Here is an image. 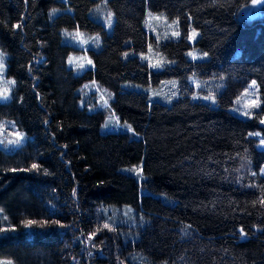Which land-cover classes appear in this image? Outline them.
Here are the masks:
<instances>
[{
  "label": "trees",
  "instance_id": "obj_1",
  "mask_svg": "<svg viewBox=\"0 0 264 264\" xmlns=\"http://www.w3.org/2000/svg\"><path fill=\"white\" fill-rule=\"evenodd\" d=\"M250 1L108 0L107 34L90 17L97 0H0V49L15 81L0 119L26 135L17 150L0 149V259L264 264V150L252 135L264 137V16H241ZM147 10L177 20L183 33L156 44L169 62L161 70L137 55L155 43ZM62 29L103 35L90 50L92 69L67 67ZM193 47L207 58L189 60ZM193 73L225 80L218 106L184 95L165 104L123 87ZM90 80L113 93L110 107L133 133H101L105 113L79 106ZM250 80L260 106L241 118L229 107ZM137 164L140 177L121 170ZM125 205L129 219L105 220Z\"/></svg>",
  "mask_w": 264,
  "mask_h": 264
},
{
  "label": "rangeland",
  "instance_id": "obj_2",
  "mask_svg": "<svg viewBox=\"0 0 264 264\" xmlns=\"http://www.w3.org/2000/svg\"><path fill=\"white\" fill-rule=\"evenodd\" d=\"M264 16V0H251L250 3L242 10L243 18L251 16ZM90 17L101 23L107 34L113 30L115 14L109 7L108 0H97L96 5L90 12ZM111 20L109 22V19ZM159 17V19H156ZM145 30L152 36L155 43L151 42L148 45L147 51L142 54H137L139 58L145 60L152 70H161L169 63L159 49L155 48L156 44L180 38L183 33L177 20L168 19L163 13L146 12V20L144 25ZM193 32L196 33L193 39ZM178 33V35H174ZM62 42L71 49L66 58L67 67L73 69L75 75H81L88 69L93 68V62L90 56V50H97L101 44L103 35L99 32H89L79 29H62ZM197 31L189 27L187 29L186 39L192 45L196 41ZM3 60V70L0 72V92L5 88L8 89V99L5 100L0 96V103L7 102L11 98V91L15 81L13 78L6 75V55L1 51ZM189 60L202 61L207 58L205 53L200 52L196 48H191L187 52ZM195 57V58H193ZM71 61V62H70ZM91 61V63H89ZM169 65V64H168ZM14 83H9V82ZM254 80H250L233 98V103L229 107L230 112L241 117L249 118L253 115L254 110L260 106L258 86L255 81V87H251ZM225 80L219 77L201 78L196 73L188 74L185 78L179 79L175 76H169L161 79L158 83L150 82L148 85H140L135 83H125L123 87L144 91L148 94L151 101H158L165 104H170L173 100L181 95L188 96L193 100L205 102L211 106H218V94L225 89ZM81 100L79 106H86L88 112L103 111L105 113L104 121L100 127L101 133L108 132H128L133 133L131 127L127 123L120 122L116 114L110 107V102L113 100V93L90 80L83 83L80 89ZM253 101L256 102V107H252ZM247 113V114H246ZM19 134V135H18ZM257 138V148L264 150V137L260 132L252 133ZM26 140V135L21 132L14 121L0 119V149L5 152H12L22 146ZM123 172L134 174L140 177L141 164L125 167L121 169ZM259 175L264 176V166L257 170ZM132 215V208L129 206H121L119 209L112 210V215L106 213V219L113 221L127 220ZM13 262L7 259H0V264H8Z\"/></svg>",
  "mask_w": 264,
  "mask_h": 264
},
{
  "label": "snow or ice",
  "instance_id": "obj_3",
  "mask_svg": "<svg viewBox=\"0 0 264 264\" xmlns=\"http://www.w3.org/2000/svg\"><path fill=\"white\" fill-rule=\"evenodd\" d=\"M156 19H159V17H156ZM110 20H111V17H110V19H109V22H110ZM17 27H19V25H18ZM174 35H178V33H174ZM192 35H193V39H194L195 36H196V33L193 32ZM193 58H195V57H193ZM70 62H71V61H70ZM89 63H91V61H89ZM2 70H3V60H2V54H0V72H2ZM9 83H14V82H11V81H10ZM255 86H256V85H255V81H253V84L251 85V87H255ZM7 92H8V89H7V88H5L2 92H0V96H2V98L5 99V100L8 99ZM251 106H252V107H256V106H257V105H256V102L253 101V103H252ZM246 114H247V113H246ZM262 122H264V121H262ZM18 135H19V134H18ZM33 167L35 168L36 165H33ZM261 203H264V200H262ZM5 219H7V217H5ZM32 223H33L32 221H28V224H29V225H31ZM105 227L107 228L108 225H105ZM8 264H11V262H8Z\"/></svg>",
  "mask_w": 264,
  "mask_h": 264
}]
</instances>
